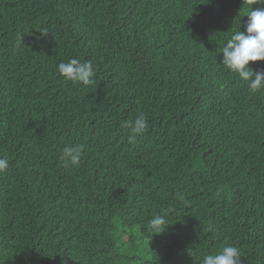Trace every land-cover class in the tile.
<instances>
[{"label": "trees", "instance_id": "obj_1", "mask_svg": "<svg viewBox=\"0 0 264 264\" xmlns=\"http://www.w3.org/2000/svg\"><path fill=\"white\" fill-rule=\"evenodd\" d=\"M247 7L0 0V264H201L225 245L264 264V89L220 52ZM72 58L93 62L91 85L58 73ZM141 113L130 144L123 122ZM69 144L79 166L60 160ZM157 215L169 226L151 236ZM133 225L145 261L119 239Z\"/></svg>", "mask_w": 264, "mask_h": 264}, {"label": "clouds", "instance_id": "obj_2", "mask_svg": "<svg viewBox=\"0 0 264 264\" xmlns=\"http://www.w3.org/2000/svg\"><path fill=\"white\" fill-rule=\"evenodd\" d=\"M249 7L245 8L247 17L243 22L244 30H241V17L239 29L234 30L226 39L220 52L223 53L221 64L231 73L237 74L239 78L248 84L249 90L255 94L264 89V70H254L249 66L250 61L264 60V7L253 9V5H264V0H246ZM41 33V32H40ZM47 32L41 33L46 34ZM58 73L67 81L91 85L96 75V69L91 60L81 61L77 58L70 59L67 63L61 62L57 65ZM123 127L128 128L131 135L128 142L134 144L137 136L143 134L148 121L141 113L133 120L123 122ZM84 145H65L60 153V160L65 167L79 166L84 158ZM9 167L7 157H0V172ZM169 224L163 216L157 215L151 218L145 228L153 234L163 233ZM241 252L235 246L225 245L215 254L204 255L201 264H241Z\"/></svg>", "mask_w": 264, "mask_h": 264}, {"label": "rangeland", "instance_id": "obj_3", "mask_svg": "<svg viewBox=\"0 0 264 264\" xmlns=\"http://www.w3.org/2000/svg\"><path fill=\"white\" fill-rule=\"evenodd\" d=\"M126 233L129 237L128 241H124L122 235L119 236L120 241L123 243L124 251L128 253V255L135 256L140 260L145 261L148 258L149 251L152 247V240L141 235L137 225L128 228Z\"/></svg>", "mask_w": 264, "mask_h": 264}]
</instances>
